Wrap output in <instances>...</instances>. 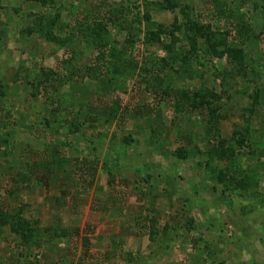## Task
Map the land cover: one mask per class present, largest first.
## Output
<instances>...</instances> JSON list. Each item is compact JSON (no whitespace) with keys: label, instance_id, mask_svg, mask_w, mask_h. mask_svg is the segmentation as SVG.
Returning a JSON list of instances; mask_svg holds the SVG:
<instances>
[{"label":"rangeland","instance_id":"1","mask_svg":"<svg viewBox=\"0 0 264 264\" xmlns=\"http://www.w3.org/2000/svg\"><path fill=\"white\" fill-rule=\"evenodd\" d=\"M221 1L247 44L213 0H0V264H264V0Z\"/></svg>","mask_w":264,"mask_h":264},{"label":"trees","instance_id":"2","mask_svg":"<svg viewBox=\"0 0 264 264\" xmlns=\"http://www.w3.org/2000/svg\"><path fill=\"white\" fill-rule=\"evenodd\" d=\"M213 1L217 5L216 11L219 13V15L223 16V18L225 19V23L226 22L232 23L231 29H233L234 32H233V36L230 38L233 40H238L239 44L240 43L244 44V42H246L247 44V41L249 42V40H251V36L248 34V32L249 31L251 32L252 30L251 24L244 22V20L238 15V13L236 12L230 13L228 6L225 5L224 2L222 3L221 0H213ZM133 21L138 22L139 19L136 18ZM79 27L80 28L83 27V29L80 30L81 36H85V38L88 39V42L92 46L93 49H98V53H97L98 55L96 56V58L98 59L103 58V53L100 51V47L104 45L102 40H103L104 35L106 34V29L104 28V24L92 18L89 20H85L84 24L82 23ZM227 33L228 31H226V35ZM91 70H93L92 67H91ZM189 98H190V94H188L187 92H182L178 100V103L183 104ZM180 106H183V105H180ZM252 108L253 107H249V108H246V110L251 111L253 110ZM210 122H212L213 125L216 127V121H214V119H210ZM75 124L76 125H74L73 130L77 131L81 123L77 121V123ZM68 131L71 132L69 128H68ZM236 143H237V146L242 145L239 140H236Z\"/></svg>","mask_w":264,"mask_h":264}]
</instances>
